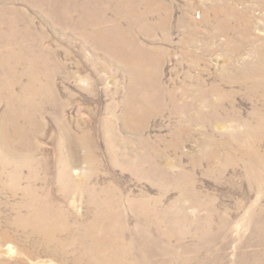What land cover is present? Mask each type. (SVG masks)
<instances>
[{"label":"rangeland","instance_id":"obj_1","mask_svg":"<svg viewBox=\"0 0 264 264\" xmlns=\"http://www.w3.org/2000/svg\"><path fill=\"white\" fill-rule=\"evenodd\" d=\"M13 31L52 81L17 126L0 95V264H77L24 221L81 233L107 189L151 264H264V0H0V79Z\"/></svg>","mask_w":264,"mask_h":264},{"label":"bare ground","instance_id":"obj_2","mask_svg":"<svg viewBox=\"0 0 264 264\" xmlns=\"http://www.w3.org/2000/svg\"><path fill=\"white\" fill-rule=\"evenodd\" d=\"M124 3L125 2H122L123 5L121 7V10H125L124 8L129 9L132 5V3L130 4L129 2H126L125 4ZM133 10L134 9L132 7L129 10L131 11V18H133ZM21 38L22 37L19 36L18 31H13L8 38H3L4 45L6 46L7 51H9L8 63H3L4 65H6V75L3 78L1 77L2 79H0V95L1 93H4L10 104L9 112L4 122V124L6 125H19L18 120L22 118V116L20 115V108L22 106L28 107L35 97L47 98L46 84L52 81V78L49 75H46L45 80L41 81L40 78L44 73L37 70L35 65H30V68H28L25 72H19L18 65L23 61V55L26 51V47L22 43L23 41L21 40ZM11 39L14 41L12 42ZM121 40L122 39H119L118 42V57H124L122 59L127 61L131 66H138L140 72L142 73V76H149L148 78L154 79L157 76V73L156 71H153L155 69H152L154 66L151 68L153 64H150L148 60H145V62L144 60H142V56L138 57L136 54H134L136 53L134 52V49H132L131 52L130 50L128 52V50H126L127 48H124L123 51L124 53L126 52L125 56V54L122 53L123 44L121 43L123 40ZM16 42H19L18 49H15L17 50V52L14 51ZM127 42L130 41H126V43ZM10 44L13 45V48ZM136 50L138 52V49ZM0 65H2L1 62ZM131 72L134 78L135 73L132 70ZM141 79L142 78L139 79L135 77V81H139ZM17 87L20 89L19 93L15 92ZM176 97V94L170 96L171 100ZM129 98L130 103L126 115L127 117H130L132 113L135 112L134 107L135 104H137L135 101L136 98L133 93L130 94ZM29 120L30 122H32L33 118L30 116ZM4 124L3 127L5 128ZM24 129H26V127H24ZM9 143L11 144L12 140H9ZM104 193L106 194V197L103 198L102 201L100 200L98 203H96V205H98L99 213L94 216L91 223L85 224L83 226L81 233L77 232L73 235L68 233L66 237H62L64 233L70 232L69 230L66 231L70 228L69 226H67V224L60 222L56 210L51 207H42L41 214H31L30 217L24 222L33 225V228L37 232L42 233L45 239L59 244L61 248H67L76 245L78 249V255L75 260L77 264H80L82 262H87V264H151L148 254L146 253V251H144L146 249H142L140 247L138 248V244L136 243L129 244L124 238V231L116 230V219L112 214L113 209L111 205L115 204L118 198L115 197L116 194L113 189L104 190ZM129 205L134 206V203L130 200Z\"/></svg>","mask_w":264,"mask_h":264}]
</instances>
